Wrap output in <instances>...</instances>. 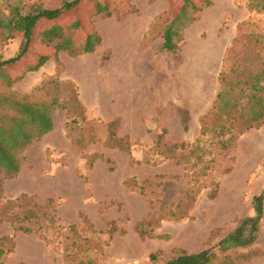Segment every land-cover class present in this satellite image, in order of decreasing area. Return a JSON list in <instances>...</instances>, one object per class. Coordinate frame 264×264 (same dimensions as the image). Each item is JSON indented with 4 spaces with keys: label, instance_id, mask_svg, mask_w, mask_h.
<instances>
[{
    "label": "rangeland",
    "instance_id": "374dc122",
    "mask_svg": "<svg viewBox=\"0 0 264 264\" xmlns=\"http://www.w3.org/2000/svg\"><path fill=\"white\" fill-rule=\"evenodd\" d=\"M183 1L110 0L109 11L89 16L102 38L93 52H81L75 35L69 50L14 82L13 92L57 103L54 128L20 153V173L6 178L0 167V239L32 227L17 229L4 264H151L152 253L167 260L178 249L218 250L254 214L253 197L264 190V123L220 117L217 95L224 73L236 94L264 68V12L246 0H194L192 21L181 32L174 26V53L162 35ZM61 2L0 0V17L13 5L25 14ZM87 8L75 9L80 17ZM20 43L0 30V57L16 55ZM185 107L195 114L188 110V129ZM211 264H264V214L254 244L218 252Z\"/></svg>",
    "mask_w": 264,
    "mask_h": 264
},
{
    "label": "trees",
    "instance_id": "16d2710c",
    "mask_svg": "<svg viewBox=\"0 0 264 264\" xmlns=\"http://www.w3.org/2000/svg\"><path fill=\"white\" fill-rule=\"evenodd\" d=\"M81 6L88 7L87 9L90 11L79 17L75 8ZM109 6L110 0H95V2L90 0L88 3L85 0H62L60 5L50 8L36 5L25 14L21 12L19 5H13L9 7L10 10L7 14L0 17V30L3 37L20 39L21 42L16 55L7 59L0 57V167L5 172L6 178H13L19 174L22 164L20 153L54 128L53 110L57 103V97L35 100L32 95H20L11 90L12 85L16 80L21 79L25 72L40 69L51 56L60 51L69 50L66 44L75 35L74 40L79 41L82 47L81 52H93L101 43L102 38L97 31L92 30L89 16L92 12L109 11ZM189 7L197 9L194 0H184L180 7L173 8L170 22L162 35L164 49L174 53L178 50L175 36L179 38L181 36L180 30H185L186 25L192 21V17L188 13ZM246 7L250 11L264 12V0H246ZM177 24H179L180 32L174 28V26H178ZM43 32H46L45 35L41 36L44 39L43 42L41 40L43 51L38 53V57L32 61L30 58L35 55L36 52L34 51L37 49L36 44L39 35ZM48 45L54 50H50ZM24 60L27 63L22 65ZM9 66H13L12 74L15 71L18 75H10L7 72L10 70ZM223 75L225 85L217 95L219 113L221 112L219 116L229 120L245 118L249 121L248 128L263 124L264 86L260 83L264 79V68L259 71V74L254 75L252 81L250 79L245 81V83H251L250 87L245 85L236 94H232L233 87L226 83V74ZM76 93L78 103L82 106L78 90ZM180 117L184 128L188 129L190 118L188 109L180 108ZM114 123L116 122H109L108 129ZM109 134L115 146L129 150V145L123 142V138L111 132ZM229 140H232V137ZM184 145V142L175 143L169 149ZM198 149H200L199 144L195 150ZM16 200L19 198L10 201ZM253 210L254 214L244 217L231 232L219 241L218 250L209 248L197 252H188L178 249L167 260H160L157 253H152L150 254L151 264H211L218 252L254 244L259 237L260 223L264 214V190L254 195ZM16 218L18 219L19 216ZM26 218H29L28 213L20 219ZM17 229L32 232V227L18 226L13 229V234L3 236L0 239V264H4V260L1 258L8 256L15 248V242L10 247L8 243L11 238L15 237Z\"/></svg>",
    "mask_w": 264,
    "mask_h": 264
},
{
    "label": "crops",
    "instance_id": "0c3cea01",
    "mask_svg": "<svg viewBox=\"0 0 264 264\" xmlns=\"http://www.w3.org/2000/svg\"><path fill=\"white\" fill-rule=\"evenodd\" d=\"M51 57H52V56H51ZM51 57H50V58H51ZM50 58H49V59H50ZM50 60H51V59H50ZM45 65H46V64H44L43 66H45ZM47 65H48V64H47ZM26 90L28 91L29 89H26ZM183 107H184V106H183ZM185 108H187V107H185ZM187 109H188L189 111H191V116L194 117L195 114L193 113L192 109L189 108V107H188ZM199 115H201V114H199ZM35 142H36V141H35ZM35 142H33V143H35ZM33 143H32V144H33ZM32 144H31V145H32ZM31 145H30V146H31ZM20 171H21V170H20ZM19 173H20V172H19Z\"/></svg>",
    "mask_w": 264,
    "mask_h": 264
}]
</instances>
